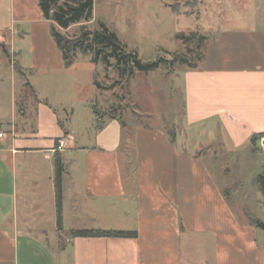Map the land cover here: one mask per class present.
Wrapping results in <instances>:
<instances>
[{
	"label": "crops",
	"instance_id": "1",
	"mask_svg": "<svg viewBox=\"0 0 264 264\" xmlns=\"http://www.w3.org/2000/svg\"><path fill=\"white\" fill-rule=\"evenodd\" d=\"M206 2L159 6L197 17V4ZM72 71L37 0H0V264H183L193 262L195 241L211 244L213 264H258L255 227L230 204L200 148L264 134V28L220 30L198 67L182 71L181 133L171 142L161 128L135 125L132 159L120 156L124 127L115 118L96 129L92 145H74L51 101ZM60 140L63 148L53 151ZM75 229L136 237H72Z\"/></svg>",
	"mask_w": 264,
	"mask_h": 264
},
{
	"label": "rangeland",
	"instance_id": "2",
	"mask_svg": "<svg viewBox=\"0 0 264 264\" xmlns=\"http://www.w3.org/2000/svg\"><path fill=\"white\" fill-rule=\"evenodd\" d=\"M205 1L202 5L197 4V17L188 18L162 9L159 0L145 3H136V0L95 1L94 21L87 25L89 28L94 29L97 22H103L116 32L127 49L137 52L141 61L158 62L148 72L119 78L114 68L105 69L102 63L95 64L88 56L77 54L72 75L51 90L55 95L51 101L57 106L60 118L75 134L74 145H92L97 126L109 119L110 114L119 117L124 124L121 158H133L132 134L137 124L181 133V74L189 68L160 58L170 61L185 54L189 63L199 65L198 51L203 54L211 39L223 28L235 24L264 28V0ZM170 7L176 9L177 5L174 3ZM240 15L244 17L243 21ZM77 28L78 25L72 26L66 33L72 35ZM181 34L189 39H182ZM195 34L205 37L199 49L195 48ZM95 111L105 115L97 120ZM200 152L207 155L206 161L217 181L225 187L230 204L236 209L241 208L237 213L248 219L245 211H249L264 222L261 187L264 151L257 150L248 141L230 146L220 141L201 147ZM255 231L258 264H264V228H255ZM193 244V262L184 260L183 264H213L211 244L205 248L199 242Z\"/></svg>",
	"mask_w": 264,
	"mask_h": 264
},
{
	"label": "trees",
	"instance_id": "3",
	"mask_svg": "<svg viewBox=\"0 0 264 264\" xmlns=\"http://www.w3.org/2000/svg\"><path fill=\"white\" fill-rule=\"evenodd\" d=\"M42 16L49 22L50 35L59 49L63 61V66L68 68L75 61L77 54L88 56L90 62L102 63L105 69L114 68L119 78L131 77L136 72H148L153 69L157 62H143L138 57L136 51L129 50L119 40L115 31L110 29L103 22H97L96 28L91 29L87 25L93 22V4L94 0H37ZM78 25L77 31L72 35H68L66 31ZM182 39H189L185 35H179ZM195 48H200L201 41L204 36L195 34ZM200 51V50H199ZM199 61L202 60L203 54L200 51ZM202 54V55H201ZM164 62H177L180 65H187L189 69H195L196 63H189V59L185 54H179L173 59ZM96 85V82L94 81ZM97 120H100L103 113L95 111ZM109 118H115L112 114ZM122 127L123 122L119 120ZM104 122L97 126V129L103 127ZM171 142L175 140V133L167 131ZM264 136L261 134H253L250 137V143L255 148L259 147V138ZM63 166L59 158L55 159L54 170V189H55V210H56V228L62 229L61 216V175ZM262 177V191L264 193V177ZM248 222L255 228H264V222L257 219L249 211H245ZM72 237H112V238H135L136 232L132 230H102V229H75L70 230Z\"/></svg>",
	"mask_w": 264,
	"mask_h": 264
},
{
	"label": "built area",
	"instance_id": "4",
	"mask_svg": "<svg viewBox=\"0 0 264 264\" xmlns=\"http://www.w3.org/2000/svg\"><path fill=\"white\" fill-rule=\"evenodd\" d=\"M2 138H3V133L0 132V144H1ZM258 143H259L260 149L264 151V136H261L259 138V142ZM63 146H64V141L60 140L58 142V144L55 146V148L53 149V151L61 150L63 148Z\"/></svg>",
	"mask_w": 264,
	"mask_h": 264
}]
</instances>
